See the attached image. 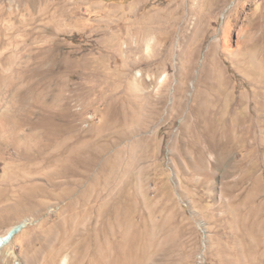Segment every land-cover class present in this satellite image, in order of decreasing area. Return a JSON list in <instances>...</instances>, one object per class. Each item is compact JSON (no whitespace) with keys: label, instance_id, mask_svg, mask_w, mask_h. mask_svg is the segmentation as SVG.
<instances>
[{"label":"rangeland","instance_id":"1","mask_svg":"<svg viewBox=\"0 0 264 264\" xmlns=\"http://www.w3.org/2000/svg\"><path fill=\"white\" fill-rule=\"evenodd\" d=\"M16 225L0 264H264V0H0Z\"/></svg>","mask_w":264,"mask_h":264},{"label":"bare ground","instance_id":"2","mask_svg":"<svg viewBox=\"0 0 264 264\" xmlns=\"http://www.w3.org/2000/svg\"><path fill=\"white\" fill-rule=\"evenodd\" d=\"M234 21V20H233ZM224 30H223V36H222V38H220V40L218 41V47H220V48H222V49H224V51L225 50H227V51H229V53H233V50H230V47H229V45H228V42H229V40H228V34H229V28H230V25L227 23V24H225L224 25ZM217 47V46H216ZM215 46H210V49H209V52L211 53L212 52V50L214 49V48H216ZM217 51V50H216ZM208 52V53H209ZM208 53H207V55H206V58H207V56H208ZM202 68H203V72L202 73H204V74H202L204 77V80H205V82L206 83H208V78H209V66L208 65H206V63H204L203 64V66H202ZM202 78V77H201ZM200 78V79H201ZM203 80V79H202ZM202 80L200 81V82H202ZM203 80V81H204ZM207 85V84H206ZM219 85V84H218ZM205 86V85H204ZM206 87V86H205ZM199 91V90H198ZM203 92V91H202ZM204 94V93H203ZM180 95H181V93H180ZM196 96H198V95H196ZM201 96H202V94H201ZM197 106V105H196ZM21 225H16V226H13V227H11V228H9L3 235H1L0 236V250L1 249H3V248H5V247H8L12 242H13V240H14V238H15V236L20 232V230H21ZM11 251H10V254L9 255H11ZM13 255V254H12ZM10 257V256H9Z\"/></svg>","mask_w":264,"mask_h":264}]
</instances>
